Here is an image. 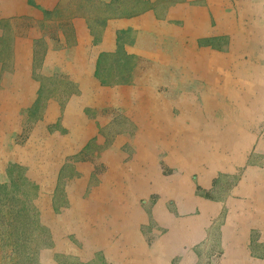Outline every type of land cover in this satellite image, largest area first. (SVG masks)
<instances>
[{"label":"crops","instance_id":"0c3cea01","mask_svg":"<svg viewBox=\"0 0 264 264\" xmlns=\"http://www.w3.org/2000/svg\"><path fill=\"white\" fill-rule=\"evenodd\" d=\"M163 1L2 0L14 68L2 80L0 115H19L38 98L41 84L30 67L34 44L43 41L40 72L65 77L75 91L65 103L48 95L38 122V151L47 154L36 179L41 194L54 192L62 161L93 141L103 144L100 133L118 118L126 123L97 160L101 172L97 161H78L66 182L68 234L80 245L73 244L72 255L87 261L100 254L106 264H197L196 250L223 212L219 264H257L249 245L254 232L264 243V0H177L155 13L153 3ZM115 53L132 68L126 79L102 83L98 59ZM202 65L213 78L203 110L224 98L220 133L215 123L201 124L194 98L183 100L181 111L192 112V123L170 124L162 117L164 100L148 83V66L156 76L176 66L184 90L194 76L206 80ZM57 125L60 132L50 135ZM37 145L14 146V159L27 160ZM238 171L224 200L196 194L199 188L210 195L218 175ZM152 196L149 217L141 203ZM167 202L198 214L177 217ZM40 204L45 208L43 198Z\"/></svg>","mask_w":264,"mask_h":264},{"label":"rangeland","instance_id":"374dc122","mask_svg":"<svg viewBox=\"0 0 264 264\" xmlns=\"http://www.w3.org/2000/svg\"><path fill=\"white\" fill-rule=\"evenodd\" d=\"M176 1L167 0L153 3L155 13H163ZM1 4L2 0H0V6ZM11 25L6 19H0V90L4 76L14 68L13 65H10V47H12L13 36ZM44 51L45 44L43 41L34 44V63L30 67V74L34 80L41 84L39 96L34 104L19 115H0V264H106L105 259L100 254H95L94 259L87 261L72 255L73 244L79 247L80 245L73 241V236L68 234V212H66L68 202L65 185L68 178L74 175V163L82 160L97 161L102 152L112 143L114 136L123 132L122 126L126 123L125 120L118 118L110 128L100 133L104 136L103 144L93 141L74 158L62 161V169L59 170L58 177L55 179L57 182L54 192L41 194V185L39 181L36 182V179L38 171L44 164L42 160L47 154L40 156L43 150L38 151L39 148H44L43 137L38 139L36 137L38 133L35 134L37 130H43L38 129V122L42 118L46 100L49 98L48 95H59L58 100L65 103L68 100L66 96L75 91V86L65 77L57 74L44 75L40 72L42 70L40 62ZM202 66H199L200 74L205 76L204 79L206 80L198 81L197 78L199 77L194 76V82H190L189 87L184 90H180L181 85L178 79L181 78L176 66L169 67L167 71L163 70L162 75L159 72L157 76L150 71L148 66V83L150 88L152 87L153 95L157 91L161 100H164L163 105L167 106L168 113L162 114V117L170 124L178 121L183 122L182 120L192 123V112L185 111L182 114L181 111L183 100L192 102L194 98L198 102L200 100L202 111L199 117L201 124L215 123L218 133H220L225 128L224 98L223 95L217 97L220 105H216V107L211 105V112L203 110V94L206 89V92L211 90L210 84L213 78L205 65ZM131 68L132 63L129 59L115 53L114 56H108L101 61L100 74L106 81L126 79ZM124 75L126 76L124 77ZM199 90L200 93H198ZM59 128V125L56 126V129L49 128L50 135L54 131L60 132ZM43 134L44 132H41L39 135ZM28 142L38 145L28 155L26 154L27 160L16 161L13 152L14 146L25 147ZM96 164L95 169L99 173L103 167L98 161ZM40 171L42 174L43 170ZM240 172L232 175H218L217 184L210 197L215 200H224L238 182ZM192 180L195 181V179ZM196 194L204 195L201 190H196ZM41 198L44 199L45 208L40 204ZM155 201V197L152 196L148 197L146 203H141V207L144 208L149 217H151V207ZM166 206L167 211L177 217H193L198 214V212L190 214L186 211L177 212L174 202H167ZM44 211L47 212L46 215ZM223 216L222 212L214 221L207 242L198 246V250H196L197 264H219L222 259L219 228ZM250 240L251 258L260 256L257 264H264V243L258 242V234L255 232L251 234ZM244 264H255V262L247 259Z\"/></svg>","mask_w":264,"mask_h":264},{"label":"trees","instance_id":"16d2710c","mask_svg":"<svg viewBox=\"0 0 264 264\" xmlns=\"http://www.w3.org/2000/svg\"><path fill=\"white\" fill-rule=\"evenodd\" d=\"M106 57H108L107 55H105V54H102L100 57H99V59H98V64H97V69H96V72H95V76H96V78L98 79V80H100L102 83H106V80L101 76V74H100V70H101V61L104 59V58H106ZM216 184H217V180L216 181H214V187L216 186ZM200 189L198 188L197 189V191H199ZM201 195V194H200ZM203 197H205V198H211L210 197V195L209 194H204V195H202Z\"/></svg>","mask_w":264,"mask_h":264},{"label":"bare ground","instance_id":"6f19581e","mask_svg":"<svg viewBox=\"0 0 264 264\" xmlns=\"http://www.w3.org/2000/svg\"><path fill=\"white\" fill-rule=\"evenodd\" d=\"M206 31V30H205ZM192 51V50H191ZM209 78V77H208ZM217 88H219V87H217ZM223 89V88H222ZM219 92V91H218ZM221 93V92H220ZM224 93V92H223ZM221 95V94H220ZM189 106V105H188ZM78 119V118H77Z\"/></svg>","mask_w":264,"mask_h":264}]
</instances>
